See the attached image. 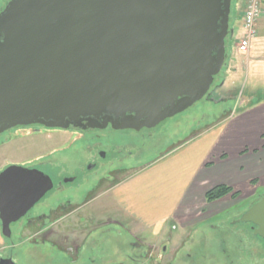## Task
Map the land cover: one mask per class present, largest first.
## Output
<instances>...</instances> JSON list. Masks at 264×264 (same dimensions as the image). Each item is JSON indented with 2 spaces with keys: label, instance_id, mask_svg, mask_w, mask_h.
<instances>
[{
  "label": "water",
  "instance_id": "obj_1",
  "mask_svg": "<svg viewBox=\"0 0 264 264\" xmlns=\"http://www.w3.org/2000/svg\"><path fill=\"white\" fill-rule=\"evenodd\" d=\"M231 0H9L0 12V134L19 126L153 128L203 99L228 57ZM52 186L0 171V231ZM264 237V195L238 219Z\"/></svg>",
  "mask_w": 264,
  "mask_h": 264
},
{
  "label": "flooded vegetation",
  "instance_id": "obj_2",
  "mask_svg": "<svg viewBox=\"0 0 264 264\" xmlns=\"http://www.w3.org/2000/svg\"><path fill=\"white\" fill-rule=\"evenodd\" d=\"M0 1L1 12L9 0ZM222 86V77H214L203 99L212 103L229 100L221 92ZM39 127L32 133L51 129ZM152 129L131 131L139 133L145 141ZM58 130L68 137L54 148L56 154H66L63 159L54 156L28 166L48 175L52 186L25 216L10 224V236H2L0 264H161L164 242L157 252L154 244L143 247L144 241L132 232L127 221L115 219L106 211L99 213L98 204L104 195L132 175L134 165L127 157L131 152L124 153L132 145L114 141L111 133L119 129L110 125L102 129L80 126ZM144 131L146 134H141ZM143 141L139 144L141 152L147 148L143 147ZM244 224L253 232L252 223ZM34 228L43 229L23 238L24 231ZM231 245L233 254L248 246L243 235Z\"/></svg>",
  "mask_w": 264,
  "mask_h": 264
},
{
  "label": "rangeland",
  "instance_id": "obj_3",
  "mask_svg": "<svg viewBox=\"0 0 264 264\" xmlns=\"http://www.w3.org/2000/svg\"><path fill=\"white\" fill-rule=\"evenodd\" d=\"M245 1L231 0L230 27H232L233 33L231 40L227 42V52L229 58H233L237 63H235L234 67L236 73L230 77L228 72L225 87L222 86L221 88V92L225 93L226 96L233 94V89L249 92L252 88L264 84V79L259 74L258 64L255 63L258 61L257 57L259 56L258 46L260 43L264 44V30L261 31L262 33L257 31L250 40V49L255 47L256 50L251 49L247 58H251L250 61L255 59L254 63L246 62V57L241 55L235 47L244 34L241 16ZM223 73H225V66L222 67L220 76ZM239 103V98L217 103L201 99L173 118H167L153 127L151 135L145 141H143V137L139 133L135 134L131 129L113 131L111 133L112 139L116 142L127 141L132 145L131 149H126L124 153L127 155L128 151L131 152V155H127V157L129 156L134 165L131 172L133 173L162 158L177 145L185 142L200 131L221 129V126L225 124H221V122L226 119L233 109H237ZM259 106L260 103H257L245 109L248 111V109ZM234 114H239V111L235 110ZM37 127L39 126L15 127L0 134V171L10 165L28 167L38 161H45L54 156H57L58 159L64 158L63 155L66 153L59 152L56 154L54 146L67 140L68 134L53 128L40 129L32 133L33 129ZM212 127L216 128L212 129ZM141 134L145 135L146 133L144 131ZM256 138L258 137L256 136ZM201 139L203 138H199L197 141ZM253 139L254 137H251V134L245 135L244 141L246 144L244 145V150L249 151L253 148V145H255L252 142ZM262 139H264V136ZM142 141L143 147L147 148L141 152L139 144ZM244 157H248V155ZM42 168L44 169V167ZM256 185L259 187L257 188ZM253 186L252 184L249 185V189L253 192L251 195L247 194V189H245L244 194H239V196L237 191H235L234 193L237 195L234 197L238 198L236 204L232 205L223 214L210 217L206 223L196 226L195 229L177 228L176 230L169 227L164 231L163 235L159 236L156 234L157 230L160 229L158 227L156 229L150 228L139 234L134 232V234L144 241L143 247H146V244H154L155 252L161 251L164 242L165 252L161 264H231L229 260L232 257L233 264H264V237L254 235L248 225L236 222L240 215L250 207L251 203L264 195V183L260 185L255 183L256 187ZM106 212L108 213L109 211ZM41 229L43 228L24 231L23 238L31 236L32 231L37 233ZM234 232L237 234L235 235ZM240 235L246 238L248 246L233 254L230 250L231 244H235ZM240 245L241 242L239 247ZM227 255H230L229 259Z\"/></svg>",
  "mask_w": 264,
  "mask_h": 264
},
{
  "label": "crops",
  "instance_id": "obj_4",
  "mask_svg": "<svg viewBox=\"0 0 264 264\" xmlns=\"http://www.w3.org/2000/svg\"><path fill=\"white\" fill-rule=\"evenodd\" d=\"M262 6L263 13L256 21L258 33L264 30V0ZM260 44L258 61L255 63L264 79V44ZM251 49L256 50L255 47ZM249 53L245 55L246 62L254 63L255 59L250 61L251 58H247ZM235 63L228 56L225 73L222 74L223 86L228 79V72L230 77L236 73ZM232 91L233 94L227 98H239L240 103L221 122L225 123L221 129H215L216 126L212 127L214 131H200L162 158L133 172L104 195L98 204L99 213L109 211L115 219L127 221L136 234L159 227L156 234L160 236L169 227L176 230L195 229L210 217L223 214L237 203L238 198L233 195L235 191L239 196L247 189V194L251 195L253 192L249 185L264 183V84L249 92L238 89ZM253 103H260V106L246 111L245 108ZM235 110L239 114L234 116ZM247 134L254 137L252 142L255 143L249 151L244 150ZM199 138L203 139L197 141ZM217 185H227L232 188V192L207 202L206 191Z\"/></svg>",
  "mask_w": 264,
  "mask_h": 264
},
{
  "label": "built area",
  "instance_id": "obj_5",
  "mask_svg": "<svg viewBox=\"0 0 264 264\" xmlns=\"http://www.w3.org/2000/svg\"><path fill=\"white\" fill-rule=\"evenodd\" d=\"M262 13L261 0H246L242 13L243 36L237 42V49L241 54H247L250 40L256 34L255 21Z\"/></svg>",
  "mask_w": 264,
  "mask_h": 264
},
{
  "label": "trees",
  "instance_id": "obj_6",
  "mask_svg": "<svg viewBox=\"0 0 264 264\" xmlns=\"http://www.w3.org/2000/svg\"><path fill=\"white\" fill-rule=\"evenodd\" d=\"M231 28V27H230ZM232 192V188L227 185H217L212 187L211 189L207 190L205 193V200L207 202H211L217 199H220ZM235 196L236 193L233 192Z\"/></svg>",
  "mask_w": 264,
  "mask_h": 264
}]
</instances>
